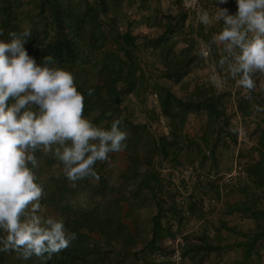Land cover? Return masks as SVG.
<instances>
[{"label": "trees", "instance_id": "16d2710c", "mask_svg": "<svg viewBox=\"0 0 264 264\" xmlns=\"http://www.w3.org/2000/svg\"><path fill=\"white\" fill-rule=\"evenodd\" d=\"M73 1L0 0V29L3 30L0 41L8 43L11 41L9 32L19 33L24 27H29L32 36L24 47L37 64L42 63L43 57L52 55L58 62L56 67L71 73L75 65L84 67L90 63L97 77L95 83H80L79 76L74 75L77 90L85 98L83 115L96 126L105 129L110 128L113 120L122 118L121 130L129 134L125 141L127 150L129 145H136L134 135L147 131L148 124H135L129 120L120 106L122 94L133 95L140 100H143L145 93L153 94L159 111L157 116L168 119V125L166 131L160 130L151 135L148 153L143 158L148 162L157 157L177 167L185 155L191 159L192 164L195 158L200 157L202 165L210 154L213 155L218 142L236 143L237 130L226 113L230 91H217L210 83H199L197 79H192L193 87L186 92H178L173 88L177 84L184 86L183 82L189 77L194 62L200 60L195 51L193 33L211 45L210 58L215 62L220 59V50L212 43L205 25L199 22L195 27H190L187 24V12L182 9L176 12L155 9L143 13L141 21L148 28L158 30L155 36L144 41L145 46L157 56V72L154 74L142 67L137 54L139 45L130 29L118 28L115 9L121 0ZM24 4L29 6L27 10L18 11L19 5ZM139 4L142 7L150 5L149 0H139ZM177 34L183 35V43L179 47L175 39ZM109 41L113 43V48L105 50L102 56L93 60L92 54L102 50ZM220 75L233 81L227 70L220 72ZM89 89L94 90L91 96L88 95ZM251 92L254 95L252 100L240 96L236 99L237 111L242 116L250 114L253 102L255 105L260 102L258 94L254 90ZM11 103L14 100H10ZM190 114L204 117L197 139L184 133ZM258 140L252 152L257 150L260 157L243 165L241 171L246 173L247 180L235 186L242 198L233 203L228 201L224 211L227 215L251 218L254 227L243 231L237 225L219 219L213 233L201 231L185 235L180 257L193 260L211 252L217 253L226 247L237 246L243 249L241 264H261L258 245L264 242V129H261ZM205 147L209 152H205ZM46 154L43 151L36 152L39 163L38 169H35L38 177L36 182L41 185L46 165L61 163L53 154L51 158ZM128 158L130 163L122 175L119 190L123 189L126 199L131 198L129 202L139 198L142 191L146 190L154 207L149 220L148 238L140 249H134L137 237L123 222L122 216L113 209V201L104 203L101 199L100 203H95L91 208L79 209L70 198L71 191L77 187L68 184L63 176H51L49 180L54 181V185H42L44 195L40 201L41 208L54 206L58 219H63L67 231L75 233L77 239L72 241L67 250L50 259L32 257L24 260L17 258L15 252H0V264H121L124 262L121 259H126L128 255L143 264H174L169 258L173 252L170 243L180 233L182 223L203 220L206 215L202 201L204 196L212 192L216 200H221L223 185L210 175L201 173L202 177H197V184L185 195L170 178L162 176L151 162V165H146L135 154ZM98 176V192L104 197L107 183L104 177L100 174ZM84 181L86 183L87 180ZM132 182H135L132 184L135 189L128 192L126 188ZM39 215L45 217V212ZM222 230L241 235L244 239L239 243L225 244ZM5 236L0 230V239ZM113 244L121 249L119 261L116 262L111 259L110 252L115 247ZM161 255L163 259L158 257ZM150 256L152 259H149Z\"/></svg>", "mask_w": 264, "mask_h": 264}, {"label": "clouds", "instance_id": "9594fccd", "mask_svg": "<svg viewBox=\"0 0 264 264\" xmlns=\"http://www.w3.org/2000/svg\"><path fill=\"white\" fill-rule=\"evenodd\" d=\"M227 2L216 0L217 5ZM236 5L235 14L219 6L214 17L202 10L199 21L205 26L213 19L223 21L212 42L221 50L218 67L226 68L238 86L251 91L256 86L253 75L264 74V0H236ZM8 34L10 42L0 41V230L6 234L0 239V252H15L24 260L50 259L67 250L77 236L67 231L62 218L39 215L44 190L36 182V152L52 153L75 187L77 181L99 180L96 163L122 152L128 133L121 130L122 118L105 129L84 117L85 98L74 76L56 67L52 55L37 64L27 53L29 27ZM211 54V45L199 52L203 58ZM212 80L224 83L219 76ZM93 91L89 89L88 95ZM86 199L80 197L82 205Z\"/></svg>", "mask_w": 264, "mask_h": 264}, {"label": "rangeland", "instance_id": "374dc122", "mask_svg": "<svg viewBox=\"0 0 264 264\" xmlns=\"http://www.w3.org/2000/svg\"><path fill=\"white\" fill-rule=\"evenodd\" d=\"M24 1V0H20ZM208 0H149V6L142 7L139 4V0H121L119 6L115 9L116 18H117V25L120 30L130 29L131 33L136 37V41L139 45V49L137 50V54L139 56V61L144 68L145 71H152V73H156L157 68V56L150 50L149 47L145 46V40L153 35L158 33L156 29H148L144 22L141 21L142 14L147 13L149 10L159 9L161 12L166 11H178L184 10L187 12V20L188 21H196L198 16H200L201 11L204 10L203 7ZM74 3L83 2V0H74ZM199 4V5H198ZM29 6L27 4L19 5L18 11H25ZM236 12L237 9H234ZM26 25V24H25ZM27 26V25H26ZM150 31V32H149ZM175 39L180 41L183 39V35L177 34L175 35ZM113 48V43L109 41L106 46L102 50L95 51L92 54V59L96 60L105 50ZM195 51L199 57V46L195 48ZM202 61L205 59L203 57ZM201 61V59H200ZM203 68H206L205 72H202L201 76H205V80L211 81L215 85V89L217 91H228L229 89L233 88L235 85L236 90L240 92L243 90L242 87L238 86V84H234L236 81H228V83H224L221 87L217 86V83H214L213 73L208 72L209 62L207 64H202ZM84 70L86 72H84ZM70 72L69 70H66ZM211 73V74H210ZM71 74L74 76H79V82H85L88 84H93L97 81V77L95 71L92 70V66L90 63L86 64L84 67L81 65H75L73 67V72ZM208 74L209 77H208ZM166 82V81H165ZM234 82V83H233ZM168 83V82H167ZM184 86L182 84L174 85L178 92H186L187 90L192 89L193 81L186 77L184 80ZM171 85V84H170ZM242 88V89H240ZM231 96V94H230ZM230 96L228 97V115L231 117L234 127L237 130V139L236 143L231 141L230 143L225 142H218L217 146L214 149L213 155L210 154L207 161L200 165V157L195 158L194 164L191 163L190 158H186L185 155L182 157V163L177 167H174L172 163L160 160L157 157L150 161L152 165L154 164L155 168L158 172L164 176L165 178H170L175 184H177L181 191L187 195L189 191L192 190V187L197 184L201 173L206 175H210V177L215 180L217 183H221L223 185V192H222V199L226 196L228 198L239 199L242 198V195L237 193L235 186L239 184H244L245 177L241 173V163L243 162L242 159V152L245 149V140L244 135L241 132L239 134V121L233 117V112L230 107ZM121 108L123 109L126 116L132 123L135 124H143L147 123L148 128L147 131L137 132V135H134V140L136 145H129V149L126 148L120 153H112L110 154V159L108 162H97L95 165V170L98 174L105 178L107 183V188H105V196L101 197V193L99 194L98 190L100 187L98 186V181L88 178L86 179V183L84 180L76 182V189L71 191L70 198L72 202H75V205L82 209L83 207L91 208L95 203L100 201H104V203L113 201L112 206L116 213L122 216V220L125 224H127L131 230L133 231L134 235L137 237V243L134 247L135 250L140 249L143 243L148 238L149 226H150V217L154 212V207L151 201V198L146 190L142 191V194L139 198L133 199L132 202H129L125 198V194L123 189L120 191L119 187L122 183V175L127 170L129 166V156L132 154L137 155L140 157L141 162H145L146 165H151L150 162L144 160L143 158L147 155L149 146L151 143V135L156 132L166 131L168 125V119L157 116L159 111L156 104V97L153 94L145 93L143 95V100L134 97L133 95L122 94L121 100ZM154 111V112H152ZM203 116H198L195 114H190L188 116L187 122L184 126V133L189 135L191 138H196L201 133V128L203 124ZM243 126V125H242ZM244 127V126H243ZM130 132H132L130 130ZM129 135V134H128ZM204 147V146H203ZM243 149V150H242ZM205 152H209L208 148H204ZM50 158L52 153L46 154ZM214 156V158H213ZM148 162V163H147ZM202 162V161H201ZM50 165V167H49ZM46 165L44 168L43 174V186H52L54 185V181H50V177H60L62 176L66 178L64 175L62 168V163H54ZM150 167V166H149ZM204 176V175H203ZM202 177V176H201ZM139 178V177H138ZM68 184L70 182L67 180ZM84 181V182H83ZM53 182V183H52ZM135 183V182H134ZM129 183V187L126 188L128 192H132L135 189L134 184ZM71 185V184H70ZM42 186V187H43ZM234 190L233 194H230L228 190ZM96 190V191H95ZM95 191V192H94ZM82 195H86L87 199L84 201L83 205L80 202V197ZM102 199V200H101ZM113 199V200H111ZM117 199V200H116ZM213 199V201H212ZM118 201V202H117ZM223 204V202L221 201ZM220 203V200H216L211 193L209 196H204L203 205L205 210V218L203 220H190L185 221L182 223V226L179 228L178 235L185 236L191 234L198 229L197 227L201 225H209L208 227L214 228V225H217V221L219 219H224L229 222L230 225H237L243 231H247L252 226H254V221L251 218H244L239 217L236 214L233 215H224L223 206ZM54 207V206H53ZM50 206H43L41 208V213L45 212V218L48 216H52L58 218L59 215L56 212V209ZM44 215H42L43 217ZM198 225V226H197ZM197 226V227H196ZM221 235L224 238L225 244H231L235 241H241L244 238L241 235H234L231 233L226 232L225 230L221 231ZM175 239L170 243V245L174 248ZM115 246L111 253V259L113 262L119 261L120 258V250L117 244H113ZM117 247V249H116ZM122 247V246H121ZM122 252V251H121ZM238 254V249L230 248L221 250L217 253L211 254V262L214 264H231V256L234 258L240 256ZM159 257V256H158ZM160 258V257H159ZM14 259V257H13ZM149 259H152L150 256ZM230 260V261H229ZM124 261V262H122ZM149 261V260H148ZM122 262V263H121ZM121 264H143L141 261L135 260L131 255H128L126 259H121ZM177 264H184L181 262V259L175 261Z\"/></svg>", "mask_w": 264, "mask_h": 264}, {"label": "crops", "instance_id": "0c3cea01", "mask_svg": "<svg viewBox=\"0 0 264 264\" xmlns=\"http://www.w3.org/2000/svg\"><path fill=\"white\" fill-rule=\"evenodd\" d=\"M217 6L227 8L230 14L236 13L234 11V9H237L236 0H228V2L226 4H223V5H217L216 0H208V1H206V4L204 5L203 9L209 13L210 17H214L216 10H217ZM199 22H200L199 16L196 19V21H194V22L187 20V24H189L190 27H195ZM205 27H206L205 28L206 32H208V34L211 36L212 40H214L215 36L222 30L224 25H223V21L217 22L215 19H213L212 23L209 26H205ZM148 29L151 30V28H148ZM153 36H155V35H153ZM193 37L195 39V48H197V46H199V51L201 50V48L204 45H207L204 42V40L201 39L200 37L196 36L195 33H193ZM178 42H179L178 43V47H179L182 45L183 41L180 40ZM214 45L216 48H219V50H220L219 45H216V44H214ZM220 53H221V50H220ZM199 58L201 59V61L197 60L194 62V65H193V67H192V69L188 75L189 79H197V81L199 83L207 82V83H210L211 85H213L215 87V85L211 81L205 80L206 79L205 76H203V77L201 76V74H203L202 72L206 71V68L205 67L203 68L202 66H204V65H202V64H205V63L207 64V62H209L210 68H208L209 69L208 72H212L213 75L219 76L221 79L224 80V83L225 82L228 83V80L225 79L222 75H220V72L224 73L226 71V68L221 70L218 67V62H215L212 58H210V56L205 58L203 61H202L201 57H199ZM210 74H208V77ZM254 80H255V85H256L254 92L258 94L260 102L258 105H255L253 102V109L250 112V114L247 116H242L237 111V108H236L237 97H239V96L244 97L243 95L246 93L247 90L243 89V90H240V92H238L236 90V87H235L236 85L233 88L229 89L230 94H231V96H230V107H231L232 112H233L232 114H233V117H235L239 121V129H240L239 134L241 132L243 133L245 144H246L245 149L242 152V157H243L242 161L243 162L241 163L242 164L241 167H243V165L249 163L250 161H252L254 159L258 160L260 157V154L257 150H255L254 152H252V151L254 150L253 147L258 144V141H259L258 137L260 136L261 129H264V74H260V73L254 74ZM233 81H235V80H233ZM230 82L232 83V81H230ZM234 84H237V83L235 82ZM217 86H220V84L218 83ZM240 89H242V88H240ZM252 97H254V95H252ZM252 97L249 99L252 100L253 99ZM227 103H228V100L226 102V113L228 112ZM241 173L244 175L245 181H246L247 180L246 173L243 170L241 171ZM230 194H233V189L230 190ZM207 196H209V194H207L206 197ZM237 200L238 199H233L231 197L228 198V196L224 197L223 199L221 198L220 203H221V201L223 202V204L221 203L223 208H224L223 211H225V206L227 205L228 201L230 203H233ZM212 201H213V199H212ZM225 215H227V214H225ZM204 219H206V218H204ZM208 226L209 225H206V224L201 225V226L197 227L198 229H195L194 232L196 233V232L206 231L208 233H213V228L208 227ZM253 227L254 226H252V228ZM239 242H242V240L232 242L231 244L239 243ZM223 243H225L224 240H223ZM230 248L238 249V254L241 253V255L236 257V258L231 256V259H230L231 262L230 263L231 264H241L243 249L241 247H237V246H232ZM224 249H228V247H226ZM258 249H259L258 252L261 255V264H264V242H263V244H261V246L258 245ZM212 253H216V252H211V253L204 255V256L195 257L193 260H190L188 257H183V258L181 257L180 259H181L182 263L184 262V264H214V262H211V259H212L211 254ZM174 264H177V262Z\"/></svg>", "mask_w": 264, "mask_h": 264}, {"label": "built area", "instance_id": "2783aa9c", "mask_svg": "<svg viewBox=\"0 0 264 264\" xmlns=\"http://www.w3.org/2000/svg\"><path fill=\"white\" fill-rule=\"evenodd\" d=\"M244 98L249 99L252 97V92L247 90L246 93L243 95ZM185 243L184 237L181 235H177L175 238V244H174V248H173V252L169 255V258H171L172 260H179L181 257V249L183 247ZM160 259H163L164 256L161 255L159 256Z\"/></svg>", "mask_w": 264, "mask_h": 264}]
</instances>
